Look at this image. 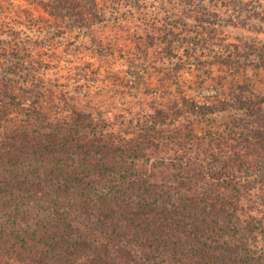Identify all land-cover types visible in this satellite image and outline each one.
Returning <instances> with one entry per match:
<instances>
[{
	"label": "trees",
	"instance_id": "trees-1",
	"mask_svg": "<svg viewBox=\"0 0 264 264\" xmlns=\"http://www.w3.org/2000/svg\"><path fill=\"white\" fill-rule=\"evenodd\" d=\"M27 1L0 0V264H264V94L70 103L88 53L179 85L264 69V45L184 32L162 0Z\"/></svg>",
	"mask_w": 264,
	"mask_h": 264
},
{
	"label": "rangeland",
	"instance_id": "rangeland-1",
	"mask_svg": "<svg viewBox=\"0 0 264 264\" xmlns=\"http://www.w3.org/2000/svg\"><path fill=\"white\" fill-rule=\"evenodd\" d=\"M249 1L248 7L241 6L237 1L224 5L219 0H162L161 3L164 8L172 11L174 18L181 20L178 28H183L184 32H194L197 29L203 31L205 27L206 32L224 35L229 41L242 40L264 45V0ZM23 6L47 17L43 8L33 0L23 2ZM199 15L208 18L211 23L198 22L196 16ZM84 58L90 65L88 70L95 71L98 81L82 80L81 82L90 84L87 86L88 93L72 92L76 97L70 103L77 110H91L104 116H109L108 112H119L127 107L145 105L147 109V103H154L156 106L165 102L168 97L175 100L180 92L199 103L230 100L237 94H264L263 68H214L212 78L205 83H195L190 80L192 78L189 74H185L180 84L176 85L168 80L162 81L161 75L153 70L142 71L133 77L112 58L91 53ZM49 77L47 74L42 76L43 84L52 83ZM155 90L157 93H154ZM160 92L167 97H159ZM46 106L44 104V108Z\"/></svg>",
	"mask_w": 264,
	"mask_h": 264
}]
</instances>
